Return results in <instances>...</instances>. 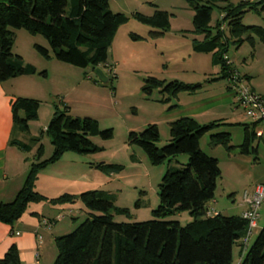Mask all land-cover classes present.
I'll return each instance as SVG.
<instances>
[{
	"label": "trees",
	"instance_id": "16d2710c",
	"mask_svg": "<svg viewBox=\"0 0 264 264\" xmlns=\"http://www.w3.org/2000/svg\"><path fill=\"white\" fill-rule=\"evenodd\" d=\"M184 1L193 11L196 34L203 38L194 41V51L211 53L212 64L221 66V75L212 81H228L232 68L224 57L230 44L240 48L243 43H248L253 50L257 41L264 44L263 27L243 24L248 11H258L259 8L264 11V0H245L237 5L228 0ZM214 9L222 12V18L212 26ZM134 18L154 28L152 33L155 35H162L170 25L168 13L159 10L151 16L138 13ZM128 21L125 14L110 10L109 0H0V83L37 74L33 65L26 64L21 56L13 53L17 30L42 36L48 41L52 54L42 46H35L43 58L95 70L107 66L113 39ZM223 25L228 34L222 29ZM40 74L45 76L46 72ZM199 87V84L177 81L165 84L163 80L148 77L144 79L142 91L149 96L160 89L162 96L171 98L181 92L196 93ZM40 105V101L31 98L13 100L14 133L29 135V124L38 120ZM222 125L218 122L201 125L191 117H181L170 123V140L162 148L156 146L160 136L155 124L139 133H130L129 142L138 145L153 165H162L180 155H186L189 160L186 165L167 169L158 186L159 205L152 211L151 220L118 223L116 216H132L128 209L116 207L114 196L107 192L94 190L79 196L63 194L48 199L36 191L39 174L46 167L58 162L68 152L79 155L100 152L101 148L91 141V137L100 135L104 140L113 137L111 130L101 132L96 120L73 118L67 106L60 110L55 105L49 124L41 131V135L49 136L53 154L40 161L43 147L39 146L36 161L30 165L22 189L12 202L0 204V222L13 226L30 204L67 205L79 199L87 217L72 233L56 239L58 254L54 264H233V248L240 243L243 247L249 225L242 216L208 214V203L215 198L221 170L218 160L200 147V140ZM241 126L244 127V142L240 145V154L255 156L253 126ZM231 140L228 132L211 134L213 148L222 146L231 152L234 150ZM29 141L23 143L14 139L12 145L30 152L40 139L33 137ZM96 168L108 174L122 171L121 166L113 164L101 163ZM183 212L192 219L187 225L169 219ZM245 252L240 264H264V225ZM0 264H22L16 246H11L0 258Z\"/></svg>",
	"mask_w": 264,
	"mask_h": 264
},
{
	"label": "rangeland",
	"instance_id": "374dc122",
	"mask_svg": "<svg viewBox=\"0 0 264 264\" xmlns=\"http://www.w3.org/2000/svg\"><path fill=\"white\" fill-rule=\"evenodd\" d=\"M242 1L245 0H228L234 5ZM109 8L114 13L125 14L129 21L118 29L113 39L108 51L107 66L100 67L105 80H100L91 67L81 69L56 61L49 63L35 47L34 52L26 40H18L20 51L26 53L27 57H31L27 54L29 52L38 56L40 62L37 64L36 80H41L45 89V96H37L42 101L43 122L36 120L29 124L35 135H26V143H30L29 140L33 137L40 139L36 145L38 148L40 145L43 147L40 161L52 156L51 140L47 134L41 135V131L44 123L49 121L51 111L54 112L55 105L60 110L67 106L69 115L73 118L96 120L101 132L111 130L113 137L109 140H104L100 135L90 138L101 148L100 152L88 155L68 152L58 162L49 165L47 170H79L81 189L107 192L114 196L116 207L130 211L132 218L116 216V222L136 223L153 218L152 211L159 205L158 186L167 169L186 165L189 159L186 155H180L162 165H153L138 145L129 142L130 133H139L148 125L155 124L160 136L156 146L162 148L170 140V123L181 117H191L201 125L218 122L223 125L201 140V147L218 158L221 170L215 198L208 205L224 216L240 214L243 191L259 183L264 184V140L255 138L253 141V146L258 145V164L254 162V156L240 154V145L244 142V127L241 124L250 127L253 124L245 116L242 117L241 112L234 111V92L229 88L228 81H212V78L221 75V66H213L211 54H197L194 51V41H199L202 35L195 32L193 11L184 0H109ZM156 10L169 15V28L162 35L153 34L154 28L134 18L138 13L151 16ZM221 18L222 12L214 9L212 26ZM243 24L264 28V11L261 8L258 11H248L243 17ZM222 29L228 34L225 25ZM47 49H50L49 44ZM227 57L231 61V68L245 77L250 76L247 83L257 94L264 91L263 43L257 41L254 50L248 43H243L240 48L232 43ZM54 66L64 67L59 69ZM42 72L49 76L45 78L40 74ZM148 77L163 80L165 84L177 81L199 84L200 87L196 93L181 92L177 97L162 96L160 89L147 96L142 87L144 79ZM222 131L231 135L234 146L232 152L226 151L222 146L217 149L210 146L211 134ZM101 163L119 165L122 171L108 174L96 168ZM83 210L84 205L78 199L61 211L62 219L69 221L73 214L78 215L75 228L68 234L87 217ZM69 211H73V214ZM169 219L178 221L182 226L192 220L187 212ZM258 224L261 228L264 225V204ZM256 237L253 231L247 247ZM237 261L238 254L235 253L233 264H237Z\"/></svg>",
	"mask_w": 264,
	"mask_h": 264
},
{
	"label": "crops",
	"instance_id": "0c3cea01",
	"mask_svg": "<svg viewBox=\"0 0 264 264\" xmlns=\"http://www.w3.org/2000/svg\"><path fill=\"white\" fill-rule=\"evenodd\" d=\"M24 33H26L24 32V30L15 31L16 40L14 44V53L21 56L26 64L34 65L37 69V64L38 62H40L39 58H37L38 56L35 57L32 53L29 52L27 54H29L31 57H27L26 53L20 51L21 46H19L18 40L20 38L26 40L34 52L35 50L33 48L36 45L42 46L43 48L47 49L49 43L45 38H40L41 36H32L27 33L26 34L28 36H26V34ZM201 38L202 37H199V41H201ZM48 51L50 52V54H52L50 49ZM211 56L213 55L211 54ZM54 61L56 60H54L53 58L47 60V62L49 63H52ZM56 63L59 62L56 61ZM213 66L216 67L215 65ZM54 67L63 69L64 66ZM36 75L37 74L31 76H20L0 83V204L10 203L15 199L17 193L22 189L24 185L30 165L36 161V157H34V154L38 149L37 146L34 147L30 152H23L16 146L12 145V140L14 139L23 143L27 142L26 135L19 132H13V100L17 97H24L40 101L41 99H38L40 97L37 96H45L43 82L41 80H36ZM48 76L49 75L46 73L45 78ZM243 77L246 78L247 81H249L250 79V76L248 75H246V77ZM260 94L264 96V91L260 92ZM40 102L42 103V101ZM233 104L235 105L234 102ZM234 111L241 112L236 108V106L234 107ZM53 113L54 112L51 111V113L49 114V121L52 118ZM240 115L242 116L243 114L241 113ZM42 120V109L40 105L38 112L39 123ZM49 121L44 123L45 125L43 126V129L47 127ZM250 123L252 122L250 121ZM252 124L253 130L256 134L255 138L264 140V129L262 125L260 123ZM29 129V134H31L32 136L35 135L32 134V132H34L32 129V125L29 126ZM257 146L258 145L253 146L252 143V147H255L256 150ZM201 149L208 155L217 158L215 155L210 154L202 147ZM215 149H217V147ZM257 154L258 150L256 155L254 156V162L256 164L259 163ZM48 167L40 172L38 180L36 182V191L48 199L57 198L63 194L78 195L89 190H96L81 189V178L79 175V170H47ZM258 186H264V184L259 183V185H255L250 189H245L243 193L245 191L252 192ZM69 205L70 204L58 205L54 207L49 202L32 204L31 208L27 209L21 219L14 223L13 226L0 222V258H2L6 254L11 246H16V248L20 252L22 264H54L58 254L56 239L58 237L67 235L75 228V225L77 224V221L75 219L78 218V215L73 214V211H69L71 214H73L70 221L62 219L61 211L64 208H67ZM240 207L242 209V212L238 215L233 216H242L245 210V207L242 204V199ZM261 207L259 210V216L261 215ZM83 211L86 214L85 208ZM216 213L221 214L220 211H217L214 208H210V206L208 205V214L214 215ZM45 222H47V224H45ZM260 230L261 226L259 227L257 221V228L254 230L255 235H258ZM251 235L252 234L249 235L248 239L251 238ZM248 241L249 240H246L245 238L242 242L243 247L240 246L241 243L239 242L240 244L238 243L239 245H236L233 248V259L234 254H238L237 264H240L245 256V251L248 248Z\"/></svg>",
	"mask_w": 264,
	"mask_h": 264
},
{
	"label": "built area",
	"instance_id": "2783aa9c",
	"mask_svg": "<svg viewBox=\"0 0 264 264\" xmlns=\"http://www.w3.org/2000/svg\"><path fill=\"white\" fill-rule=\"evenodd\" d=\"M224 60L228 66L231 61L227 56ZM229 88L234 92V103L237 109L252 123H260L264 129V96L257 94L247 79L244 78L236 69L232 68L231 77L228 79ZM264 203V186L256 187L252 192L245 191L242 197V204L245 210L242 218L248 222V237L257 228L259 210ZM47 224V222H45ZM248 237L246 240H248Z\"/></svg>",
	"mask_w": 264,
	"mask_h": 264
},
{
	"label": "water",
	"instance_id": "95a60500",
	"mask_svg": "<svg viewBox=\"0 0 264 264\" xmlns=\"http://www.w3.org/2000/svg\"><path fill=\"white\" fill-rule=\"evenodd\" d=\"M95 74L98 76L100 80H105L103 72L100 68L95 69Z\"/></svg>",
	"mask_w": 264,
	"mask_h": 264
}]
</instances>
